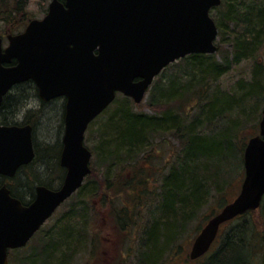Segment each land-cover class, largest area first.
<instances>
[{
  "label": "trees",
  "instance_id": "trees-1",
  "mask_svg": "<svg viewBox=\"0 0 264 264\" xmlns=\"http://www.w3.org/2000/svg\"><path fill=\"white\" fill-rule=\"evenodd\" d=\"M28 2L0 0V22L13 30L26 27ZM210 13L218 29L217 52L189 55L166 67L148 90L145 107L151 114L138 112L131 99L116 96L98 130L100 141L93 152L98 171L90 164L85 183L63 204L68 211L62 224L42 227L25 247L9 251L8 264H71L83 252L93 256L97 243L90 228L96 211L93 200L98 197L113 227L122 233L137 231L134 264H162L165 251L180 248L175 246L182 240L179 236L189 230L210 199L217 197L219 210L231 202L225 190L244 172V149L256 135L252 131L258 128L264 106V67L256 59L264 43V0H221ZM245 60H253L251 77L239 81L237 91H223L220 78ZM31 98H38L32 81L14 86L0 106V125L29 124L34 130L41 111L33 116L34 109L26 110ZM21 115L23 120L17 124ZM252 122L253 130L247 127ZM246 133H251L249 138ZM166 138L177 146L171 147V161L163 165L165 174L158 187L147 191L150 174L141 162L152 161L155 144ZM35 153L33 163L44 165L46 178L52 176L58 144L35 147ZM27 168H21L12 181L24 184L28 201L6 184L22 204L33 199L34 184L52 187L48 179L44 182L35 174L20 177ZM129 168L132 174L124 175ZM5 180L1 177L0 184ZM142 207L150 213L141 235ZM210 218L202 215L194 231ZM215 244L201 264H264V199L258 210L223 224Z\"/></svg>",
  "mask_w": 264,
  "mask_h": 264
},
{
  "label": "water",
  "instance_id": "water-1",
  "mask_svg": "<svg viewBox=\"0 0 264 264\" xmlns=\"http://www.w3.org/2000/svg\"><path fill=\"white\" fill-rule=\"evenodd\" d=\"M221 0H50L42 19L24 31L0 37V106L16 85L32 81L43 102L65 99L59 163L60 188L35 187L27 205L0 186V264L8 252L27 245L91 173L84 145L89 124L117 94L143 102L154 79L189 55H213L218 29L210 11ZM14 62V63H13ZM258 135L243 153L244 177L237 196L194 238L189 259L204 256L220 227L264 199V107ZM35 158L32 127L0 125V177L12 178Z\"/></svg>",
  "mask_w": 264,
  "mask_h": 264
},
{
  "label": "rangeland",
  "instance_id": "rangeland-1",
  "mask_svg": "<svg viewBox=\"0 0 264 264\" xmlns=\"http://www.w3.org/2000/svg\"><path fill=\"white\" fill-rule=\"evenodd\" d=\"M50 0H29L27 7H26V15L29 18L27 21L32 19H42L43 16L46 14L47 7ZM211 17H213V14L211 13ZM16 24V22L14 23ZM25 26L17 27L16 30H13V26L7 27L2 22H0V37L3 39V47L7 45V35H13L17 34L18 32H22L24 30ZM217 40L215 41V43ZM258 62L264 67V43L261 47L257 58ZM253 66V60H245L239 63L238 65H235L228 73H226L224 76L220 78L218 81V86L223 91L226 92H235L237 91V83L239 81H246L251 77V70ZM148 92L143 100L142 103L139 105L136 104L137 111L138 112H145L148 114H151L152 112L145 107V103L148 100ZM122 95L118 94V98H120ZM39 98H31L29 99V102L27 103L26 110L27 109H34L33 116L37 115L36 110L41 111L40 119H38L35 128L33 130L32 128V139L34 147L38 148V150L46 147L47 145H55L59 143V140L63 136V106H64V100L62 98L52 100L49 102H46L45 105L40 104ZM135 105V104H134ZM111 105L109 108H112ZM262 112V111H261ZM109 110L105 111L103 114H101L95 121L89 125L85 136H84V144L85 146L91 151L92 158L90 161V164L96 172L98 171L97 166V156L94 155V149L98 145L100 138H99V127L105 122L109 117ZM34 118V117H33ZM22 115L16 119L17 124H20L22 122ZM107 125V124H106ZM253 130V122L247 126ZM245 127V129L247 128ZM259 131V125L258 128H256L254 131H252L253 134H258ZM251 135V133H246V138ZM159 141V140H158ZM177 146L176 142L170 141L168 138L165 140H162V142L158 143V145L155 144L154 151L152 153V161L148 162H141V165L143 167H146V171L150 174V187L147 188V191L152 189L155 191V189L158 187L159 182L161 180V176L164 173L163 165H168V162L171 161L169 154L171 153V147ZM56 152V151H55ZM171 155V154H170ZM173 160V158H172ZM170 163V162H169ZM27 169H24L23 172H21L19 175L20 177L27 175L28 177H33L35 174L39 178H46V172L44 171V165L39 163H32L27 165ZM52 176L47 177V182H51L52 186H55L56 179L58 176H62V171L58 167L52 166ZM134 170L129 168L126 169L124 172V175L130 176ZM100 174V171L98 173ZM244 177V172L242 171L240 174V178L235 179L230 184L231 186H227V189L225 190V197L228 201H232L238 194L242 180ZM11 179H6L5 184L12 185L14 190L21 196L24 197L26 201L29 199V195L27 193V189L24 188V184H21L16 181H12ZM156 179V180H155ZM46 181V180H42ZM157 181V182H156ZM2 185V184H0ZM38 184H34V186H37ZM223 195V196H224ZM101 197L95 198L94 205H95V220L92 224L91 234H94L97 248L95 249V252L93 256H89L88 254L81 253L76 259L73 260L71 264H134L136 261L135 258V251L137 249V246L139 245V238L137 231L135 229L128 230L126 232H119L115 227H113L110 223V217L108 215V209H105L101 203ZM71 201V199H69ZM69 203V202H68ZM140 209V208H139ZM67 204L60 206L57 211L54 213V215L44 224L43 228L44 230L48 229L50 226L52 227L54 224H62V217L67 212ZM219 211L218 208V199L217 197H214L209 200V203L203 207L201 213L198 215L197 219L192 222V228L190 227L188 231H185V234L180 235L179 237H182V240L179 239L175 244V246H180L179 249H176L174 251L169 252L165 251V256L162 257L161 261L162 264H201L203 262V258L197 261H190L189 260V251L191 248V244L199 232V230L204 226L206 222H204L198 231H194V227L198 226L201 221L200 218L203 216L209 217L212 213H216ZM140 212L142 215H144L143 222L141 223L142 226L140 227L141 235L143 233V230L147 228L148 224V215L149 211L145 210V208H141ZM255 218L257 216L255 215ZM62 226V225H61ZM140 234V231H138ZM120 245V246H119ZM216 244H213V247H211L210 251L208 253H212L213 250H215ZM132 252V253H131ZM207 253V255H208ZM210 253V254H211Z\"/></svg>",
  "mask_w": 264,
  "mask_h": 264
},
{
  "label": "flooded vegetation",
  "instance_id": "flooded-vegetation-1",
  "mask_svg": "<svg viewBox=\"0 0 264 264\" xmlns=\"http://www.w3.org/2000/svg\"><path fill=\"white\" fill-rule=\"evenodd\" d=\"M64 100V99H63ZM64 108H65V100H64V106H63V119H64ZM24 125H28V124H24ZM24 125H17V126H24ZM63 126H64V123H63ZM63 132H64V130H63ZM63 137V136H62ZM58 147H59V154H58V160H57V167L62 171V176L61 177H57V179L55 180L56 181V183H55V186H52L51 188H49V187H47V186H45V185H43V186H45V187H47V188H49V189H53V190H56V189H58V188H60L61 187V185H62V183H63V180H64V176H65V169L64 168H62L61 166H60V163H59V158H60V153H61V150H62V138L59 140V143H58ZM34 150H35V147H34ZM35 158H36V153H35ZM35 158H34V160H35ZM33 160V161H34ZM33 161L31 162V163H29V164H32L33 163ZM28 164V165H29ZM27 165H25V166H23V167H26ZM23 167H20L18 170H17V172H16V174L12 177V178H14L16 175H17V173L20 171V169L21 168H23ZM85 183V180H84V182H83V184ZM14 197V196H13ZM34 197H35V189H34ZM34 197H33V199H34ZM32 199V200H33ZM31 200V201H32ZM30 201V202H31ZM29 202V203H30ZM29 203H27V204H29ZM27 204H22V205H27Z\"/></svg>",
  "mask_w": 264,
  "mask_h": 264
}]
</instances>
